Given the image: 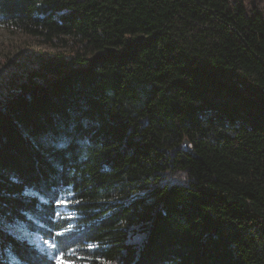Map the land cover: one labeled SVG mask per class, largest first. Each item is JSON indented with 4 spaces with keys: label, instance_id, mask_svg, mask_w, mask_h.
Here are the masks:
<instances>
[{
    "label": "trees",
    "instance_id": "trees-1",
    "mask_svg": "<svg viewBox=\"0 0 264 264\" xmlns=\"http://www.w3.org/2000/svg\"><path fill=\"white\" fill-rule=\"evenodd\" d=\"M258 1L0 0V264H264Z\"/></svg>",
    "mask_w": 264,
    "mask_h": 264
},
{
    "label": "rangeland",
    "instance_id": "rangeland-1",
    "mask_svg": "<svg viewBox=\"0 0 264 264\" xmlns=\"http://www.w3.org/2000/svg\"><path fill=\"white\" fill-rule=\"evenodd\" d=\"M252 2L254 0H248ZM257 1V0H255ZM263 1V0H259ZM258 1V2H259ZM262 4V3H261ZM33 48H41L46 51L53 52L56 49H61L60 46L54 47L42 39L26 34L18 29L6 27L0 22V57L6 56L7 58H17L18 55H23L27 53L28 50ZM62 201H67L66 204L61 203ZM60 205L63 209L68 210L69 199L63 197L61 199ZM18 234L26 235L39 249L48 253V249L44 243V239L36 234H29L24 229H19ZM55 253L52 254V257L55 259Z\"/></svg>",
    "mask_w": 264,
    "mask_h": 264
},
{
    "label": "snow or ice",
    "instance_id": "snow-or-ice-1",
    "mask_svg": "<svg viewBox=\"0 0 264 264\" xmlns=\"http://www.w3.org/2000/svg\"><path fill=\"white\" fill-rule=\"evenodd\" d=\"M61 203L66 204L67 201H62ZM64 233H56V236H62ZM47 249H48V253H49V259L52 258V254L53 253H58L55 255V264H75V261L71 258L66 259L65 256V252L62 251V242L59 240H48V241H44ZM89 247H92V245H89ZM75 252V249H69L67 255L69 257H71L73 255V253ZM8 264H22V262L17 258V256L15 254L9 253V259H8Z\"/></svg>",
    "mask_w": 264,
    "mask_h": 264
},
{
    "label": "water",
    "instance_id": "water-1",
    "mask_svg": "<svg viewBox=\"0 0 264 264\" xmlns=\"http://www.w3.org/2000/svg\"><path fill=\"white\" fill-rule=\"evenodd\" d=\"M188 144V142H186V145Z\"/></svg>",
    "mask_w": 264,
    "mask_h": 264
}]
</instances>
